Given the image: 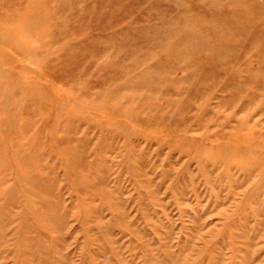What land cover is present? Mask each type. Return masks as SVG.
<instances>
[{
  "label": "rangeland",
  "instance_id": "374dc122",
  "mask_svg": "<svg viewBox=\"0 0 264 264\" xmlns=\"http://www.w3.org/2000/svg\"><path fill=\"white\" fill-rule=\"evenodd\" d=\"M0 264H264V0H0Z\"/></svg>",
  "mask_w": 264,
  "mask_h": 264
},
{
  "label": "bare ground",
  "instance_id": "6f19581e",
  "mask_svg": "<svg viewBox=\"0 0 264 264\" xmlns=\"http://www.w3.org/2000/svg\"><path fill=\"white\" fill-rule=\"evenodd\" d=\"M11 27V26H10ZM240 149V148H239ZM244 153V152H243ZM180 262H182V261H180Z\"/></svg>",
  "mask_w": 264,
  "mask_h": 264
}]
</instances>
